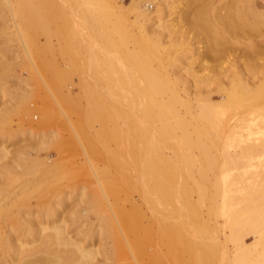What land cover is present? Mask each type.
Returning a JSON list of instances; mask_svg holds the SVG:
<instances>
[{"label":"rangeland","instance_id":"rangeland-1","mask_svg":"<svg viewBox=\"0 0 264 264\" xmlns=\"http://www.w3.org/2000/svg\"><path fill=\"white\" fill-rule=\"evenodd\" d=\"M57 1L58 0H53L52 3V0H39L38 1L39 3H36V6H38L39 8L40 4L42 5L43 3V6L45 8L43 6H40L41 8H39V10L42 9L43 11H39V13L37 14H40L41 12V14L43 13L44 15L31 14V12L28 13V11H26V13L24 12L25 14L24 13L22 14L24 15L22 17L23 20L20 16L19 17L17 15L12 16V14L8 10H6L5 8L6 6L4 7L3 6L4 4L0 3L1 4L0 6V112H2V114L4 113V115L0 118V147H3L4 150L6 151L4 157L0 158V164H1L0 180L2 178H4L5 180L7 175V178H11L13 176L14 180L17 181V182H13L14 181L13 180L11 181L13 182L12 184L10 183L9 185H6L5 183H7V181L5 180L4 183L2 179L3 181L2 184L3 185L5 184L7 188L5 187V185L3 186L0 183V185L4 187L3 188L0 186L1 189L2 188L3 190L5 189L4 193L3 191H1L0 193L8 194V191H11L10 193L20 191L19 192L20 196L17 198L19 200L28 199V202L30 201L29 204H31L32 206L30 208L33 211H34L33 207L36 206V211H35L36 213L34 212L35 215H37L38 213L37 211L41 212V210L46 211L50 209L49 210L50 214H48L47 216V218L48 217L50 218L47 219V222H50L51 220L53 221L55 219L54 217L59 215L58 218L61 217L62 220H64L65 222L66 225L65 230L70 238L72 239L82 238L81 240L85 241L83 244L84 247H86V245L88 244L87 242L91 241L94 246L93 247L95 252L94 259L92 261L85 262L84 264H264V256L261 257V254L264 251V229L261 227H257L256 228L257 231H256V229H253V227L249 226L250 223L249 225L248 223H246V225H242L243 223L241 222V219L243 215L241 216L239 215V212L241 211L238 212L236 211L242 209L249 210L250 208L247 209L248 207H251V209L255 207V204L249 203L251 200L255 198L254 194L252 195V197L251 195H248V199L252 198L250 199V201L245 200V198H247V195L243 193V197H242L241 194L240 198L238 200L236 199L237 201L232 200V203L237 202L236 203L237 205L234 206L233 204L234 206L233 207L229 201L232 199V197L230 198V196L235 192L233 193L226 192L229 198L227 195L222 194L220 192L218 194L215 193L214 196L216 195V197H214V199L216 198L218 200L216 201L215 199V203L214 200L210 201L213 202L214 204L209 202L210 193L209 192L207 193V191H205L206 194L204 192L203 193L200 192V195L202 193V197L199 195V193H198L199 196H197L196 192L198 191L193 193L195 191L193 189L190 190V192L188 191L187 194L180 191L178 192V194L180 195H176L177 192H173V194L175 193L174 194L175 198L172 196L173 195L172 193H171L172 195L170 194L169 196H172L171 204L175 202L176 205L175 204L174 205L176 208L172 204V206L169 205L167 209L166 208L167 205L166 207H164V204L159 202L164 196L160 192L162 194L161 195L159 193V189H157L158 184L161 183V179L159 178L160 174L156 175V177H152V179L151 178L149 179V177L147 178L140 177L138 173H136L140 166V163L136 162L135 164L134 163L131 164L129 163V161H127L126 155L128 153L126 154L125 152L131 150V148H129L131 146H129L126 140H123L124 142L123 146L125 147L126 150L124 149V147H122L121 137L125 139L124 137L127 134V132L124 131V126L122 123H120L121 134L122 131L124 132V134H122L121 136L120 131L118 132L119 135L118 143L121 145L119 146L117 142L115 144L113 140L109 139V137L112 135L111 134L112 130H110L112 129L110 124V122L112 121L110 120H112V118L115 117L114 115H112L109 112H106L107 110L104 111L106 114L104 115L103 126L106 127V129L104 127L105 139L108 140L107 142L105 140L106 143L105 142L99 143L96 140L92 141L91 143V141L86 142V140H84L82 136H84L83 132H85L86 130H87L86 133H88V135L92 134L93 136L90 137L94 138L93 130L97 129L98 122L94 120L93 118L94 115L92 112L89 111L90 113L87 114L81 109V107H79L80 105H83V103L86 102L85 99L83 98V93L87 90V88L89 89L91 88V86L92 88L96 86V81L99 79L98 76L100 78L102 77L103 81H105L103 85L105 84L109 85L107 86V89H106V85L104 86L105 87L104 89L108 91L112 86L110 81L108 83V79L110 78L109 80H111V82L114 84L115 82L114 80H117V78L123 76V74L125 73L123 72V69L125 71L126 67L122 65L123 63L117 64L119 62H113V63L111 62L110 65V62H108L111 61L110 57L113 54L110 53L112 48L109 46V42L111 40L112 41L114 40V38L112 37L114 35L111 34V27L110 29L108 28L109 26H111L110 23L112 22L109 21L108 23V20L114 19L113 17L109 19V17L105 18L103 16H99V17L93 16L94 18L91 19L90 17L92 16H83V15L78 16L80 14L76 10L81 2H79L78 0H69L71 2L70 5H72V7L68 4V8H64L65 6H67L65 0H59L61 3L59 1L58 3ZM72 1H74L75 4L76 2L79 4V5L76 4L77 5L75 6L76 10L74 7L75 4ZM129 1L130 0H121V2L125 5H127ZM62 3L65 4V6L63 5V8L58 7L61 6ZM182 3L183 2H181L180 0H166L162 5L163 8L160 11L161 13H158L160 17L157 16L159 17L160 20L159 22H165V20H168V18L169 19L172 18L171 20H173L174 19L173 17L177 16V14H179L181 9H183L182 7H186ZM48 4H52L50 5V8H48L49 6ZM56 6L59 9H57ZM69 7H71V9H69ZM147 7L149 11L154 10V4H149ZM57 10L59 11L57 12ZM69 10L71 11V14L73 13L72 14L73 16L75 15L78 16V17L76 16L75 19L79 17H84L82 18L84 22L81 23L82 21L80 20L81 21L80 22L79 19H77V22L75 23L76 20L74 19L75 21H73L72 23L73 16L70 14ZM125 16H128L129 20L133 18L131 12H127ZM88 19L92 20V22L91 21L89 22ZM13 20L15 23L17 22L18 24H20V22L23 23L22 25L26 26L27 28V35L25 38H23L24 41H27L29 44L26 48H24V46L21 44V41L19 40V35L17 34V31L14 27L15 23L13 22ZM85 20L87 22H85ZM78 21L80 22V24L78 23ZM74 23L77 26L79 25V28L75 29L76 26ZM72 24L74 28H72ZM83 24L85 25L83 26ZM99 24L105 29L107 27L108 31L107 30L105 31V29H102V27L100 28ZM63 25L65 27H63ZM89 25L90 26L93 25L91 26L93 30L88 29L89 31L88 30L86 31L85 27L91 28ZM103 25L106 27H104ZM155 25L156 24H154L153 27ZM82 26L84 27L83 28L84 30H82L81 28ZM70 27L71 29H69ZM58 29L62 30L61 35L58 34L57 32L59 31ZM70 30L73 32H71ZM79 30H81L82 32ZM96 31L98 32L102 31L105 34H109L106 37H108L109 39L110 37L112 38L110 40L108 38H105L104 39L105 44L103 43L104 49L111 48L110 50L107 49V51H109L108 54L110 53L111 55L108 56L107 53L105 55L109 58L103 55V53L105 54L106 52V51L102 52L104 49L102 51L100 49L98 50L100 46L97 45L96 43L95 44L97 46L95 45V48H97V50L95 49L94 51L93 49L94 44L93 46H90L92 41L97 43L99 42L100 37L98 36L99 34L98 32L96 33ZM261 32H264V25L262 27ZM82 33H84L83 34L84 36L82 35ZM95 34L98 35L95 36ZM260 34H261L260 38L264 37L263 35L264 33L263 34L260 33ZM92 35L94 36L93 39H92L93 37ZM82 36L85 37V39ZM126 36L127 37L124 40V43L125 42L126 43L124 45H128V44L131 45L130 43L131 39L130 37H128L129 35ZM115 37H116L115 40L119 41L125 37V34L123 32L121 36H115ZM78 38H81L84 41H81V39L78 40ZM88 39H90L91 41ZM95 39L98 41H95ZM86 40L87 42L90 41L89 42L90 44L87 45ZM106 45H108L107 48H105ZM192 46H196V44H192ZM85 47L86 48L89 47L90 50L92 48L94 52L93 51L87 52L88 49L86 50ZM111 52H113V50ZM259 53H261L262 57L259 55ZM190 54L193 57L192 56L190 57L189 56ZM190 54L189 51L184 53L181 62L178 63L180 65L177 68L178 73L183 71L188 72L191 69L190 67H196L197 65H200L201 61H198V59L193 65H191L190 63L188 64V60L194 58L195 55L192 52ZM95 56H97L98 59H96L97 57ZM258 56L261 58V60H258V64H261L262 66L260 65L258 66L257 64L256 71L261 72L262 69H264V64L260 62L262 61L264 63L263 61L264 48L262 49L260 48V51L258 52ZM239 63H237V65L241 67L243 63L241 62ZM224 64L225 62L222 63V65ZM118 65H121V68ZM225 65L227 68L229 64H225ZM237 65L236 68H238ZM230 66L231 65H229L228 67ZM242 67H245V64ZM114 70L116 73V75L115 74L114 75L115 76L119 75V77H116V79L115 76L113 75L114 72L112 73L111 76V72ZM205 70L206 69H201L202 72H204ZM228 70H231V68H228ZM120 72L121 73L123 72V74H121ZM83 81L87 82L86 83L87 86H84L85 82ZM256 82L255 85L258 86V82L257 83ZM210 85L212 86L211 87L208 86L207 88H211L213 91L216 92L217 90L214 89L217 87V84L211 83ZM81 87L83 88L81 89ZM190 88L194 90V87H190ZM258 94L259 93H257V97L255 98L256 99L255 107H257L255 109L257 110H255L256 112L254 113L256 115L258 113H261V110H259L258 107L259 108L260 106L264 107V102H263L264 98H261L260 97L261 95ZM213 99H217V97L216 98L214 97ZM28 107L30 108L29 110L30 114L27 116L25 113V108ZM218 109L222 110L221 108ZM238 110L241 116L243 117V119L244 118L247 119V117L249 118L251 116V114L248 113L249 110L245 106H243V103ZM243 110L245 111L246 114L242 113ZM229 112L231 113V111ZM229 112L228 114H230ZM42 114H44L45 119L42 123L38 124ZM109 114H111L114 117L110 116ZM255 114L254 116H256ZM261 117L262 115L260 114L256 116L255 126L258 128L264 127V119ZM118 120L121 119L118 118ZM30 129L31 132L28 131ZM258 130L259 129H257V131ZM38 131H40V133ZM136 145L139 146V143L135 144L134 146L137 147ZM231 146L222 145V147H226L228 150H231L232 152L238 149L234 145L232 147ZM218 147L216 150H213V152L218 150L220 151L221 144L220 147L219 148ZM175 148L172 149L169 148L167 150L169 153H171L173 150H175ZM179 148L177 147L175 152H180L182 150L181 149L182 147ZM261 149L262 148H260L259 151L257 150L255 154H253L254 156H248L247 159L245 157L244 159H246L247 161L241 160L240 163H238L239 162L238 161L235 165L233 164L235 162L233 163L231 162L229 164L224 163V165L222 164V162H217L216 163L217 166L215 165L217 169L215 170L214 167L213 169L214 172H211L210 170L207 171V169L205 170L204 168L203 169L204 173L202 172V175L201 174L199 175L198 174L199 172L197 170L200 168V166L204 167L203 162H201L202 156L201 154L198 155V153H201V151L200 150H199L200 152L196 151L198 150L196 149L193 150L194 156L192 155L193 156L192 160L194 162L193 161L191 162L190 160L183 164L181 162L179 163L180 160H178V162L176 160H175L176 162L170 161L169 163H167V165H170L171 162L172 164L177 163L176 165H172V166L170 165V167H174V168H170L166 164H165L166 166L163 164V166L161 167L162 168L165 167V169H169L170 172L172 169L173 170L176 169L174 170L176 173H174V171L172 170V175H171L170 173H167L168 170L165 171V169H162L163 170L162 172H165V174L164 173L163 174L166 177L171 176L170 179L167 178L168 179L167 183L169 182L170 184L171 182V184H173V185L170 184L171 186H174L172 187V191L175 190V186L178 184L179 186L181 185L185 187H189L190 185L192 186V184L195 183V182L193 183V181L195 180L198 183L200 182V184L201 182L202 183L206 182L205 184L207 185V181L200 180L202 176L203 177L205 176L207 179H209L213 175L214 176L217 175L220 181V185L224 186V184H222L221 182L223 181L224 177L226 181L224 180L223 183L229 181L231 182L232 179H234L236 175L239 174V172L241 173L239 175L242 176V174L245 173L244 176H247L244 178L246 184L243 183L244 185H242V187L245 188V186L250 184L249 183L250 181L251 182L253 181L255 185L258 184L264 187V147L262 150ZM119 152L121 153V155H119L120 154ZM122 152H124L125 154L123 153L124 154L123 155ZM196 155L198 156L196 157ZM122 156H126V157H122ZM8 165L9 167H7ZM44 166H47V168L45 169ZM132 167L135 170L132 169ZM124 168L128 169V171L125 170ZM179 168L180 170L178 171ZM183 169L184 170L186 169L187 171L185 170L186 171L185 172ZM243 170H245L244 173ZM187 172H189L190 174L188 175V177L186 176V174H188ZM173 173L178 175H176L175 177ZM233 176L235 177L232 178ZM33 177L41 178L44 180V182H41V184L39 185L35 184L34 186L30 185V187L27 186L24 187L21 181L23 179L33 178ZM139 177L141 178L142 181L139 180L140 179ZM197 177L199 178L196 179ZM15 178H17V180ZM193 178L195 179L193 180ZM147 179L149 180V182L150 180L153 181L154 179L153 181L154 187H152V190H150L149 192H151L150 193L151 199L154 197L155 199L154 201L157 200L156 202H154L155 206L152 208L150 207L151 210L148 209L149 205L145 201V197H147L148 195L146 194L147 196H144V192L143 193L141 192L145 188L144 184L148 182L145 181ZM20 182L22 184H20ZM140 182L142 186H140L141 185ZM154 182H156L157 184ZM175 183L176 185H174ZM136 187L138 188L137 190ZM205 187H206L205 190H208L207 186ZM21 188L22 190H20ZM153 188L155 190H153ZM139 189L140 191H138ZM27 190L30 191L29 192L30 195L28 194ZM21 193L24 194L21 195ZM156 193L158 195H156ZM182 193H184L183 195H185L184 196L185 199L188 196L189 199H191L192 197V199L189 200L191 203L190 204L191 208L190 206L188 208L181 207V202L184 199ZM220 194H222V196H219ZM205 195H207L206 197H208L206 198V200H204ZM217 195L221 198H219ZM223 195L225 196L224 198H227V200L229 199V201L223 199ZM60 197H62L63 199H61ZM199 197L201 198L202 201L204 200L203 203L205 205L201 203L202 201L200 202L198 200ZM233 197H236V193ZM238 197L239 196L237 195L236 198ZM59 198L61 199V202L64 204H61V206L58 207V209L56 210L55 208L57 207L56 206L54 207V205L58 204V202L60 201ZM241 198H243L245 202ZM174 199L175 201L173 202ZM222 200H224L227 203H225L224 205V203L221 202ZM254 200L252 202H254ZM191 201L194 202L196 201L197 205L193 206L192 204L195 203L194 202L192 203ZM228 202L231 204V206ZM255 202L257 203V201ZM156 203L158 204L156 205ZM220 203L221 205H224L223 207H221L223 208L222 210L226 209L225 207L226 204L229 206V209L231 208L232 210L230 211L227 209L225 210V214H224L222 210L219 211L218 209L220 208L219 206H221L219 205ZM42 204L43 207L41 206ZM207 204L209 207L210 205H213V207L211 206L212 210L216 209L217 207L218 210L217 209L216 210L219 212H217V214L214 212L212 214H209V212L207 211L209 208L206 209L208 207ZM28 205L27 207L30 206ZM37 207L39 209L41 208V210H39ZM170 207L171 209L173 208L172 209L173 213H175L173 214V216L176 215L175 218L172 217L174 219L173 221L175 223V226L177 227V225H179L178 226L179 231L175 229L176 228L175 226H173L174 227L173 229H175L176 232L178 233L175 236L170 235L167 231L166 234L168 233V235H165V232H162L164 228L167 227L169 228V226L167 225L170 222V215L167 216V214H170L171 212ZM177 207L179 213H176L178 212ZM193 207H194L193 210L196 212L192 210ZM174 210H176V212ZM76 211L77 213H79L80 216L79 215L75 216ZM232 211H234V214ZM229 213L234 215L235 217L232 215L231 217H229L230 216ZM243 213L244 211H242L240 214ZM226 214L229 215L227 216ZM49 215H53V217ZM161 216H165V217H163L162 219ZM226 216L229 218H226ZM237 217H238L237 220H240L241 223L239 222V224H237L236 226L232 225L230 227L231 224H229V221ZM184 218L186 219V221H184L185 220ZM187 218L189 219V222L190 220L193 221L189 223L187 221L188 220ZM207 220L209 223H207ZM226 220L229 226L226 225L225 223ZM130 221L131 222L134 221L133 223H136V225L131 223ZM214 221L217 222L215 223ZM201 222L203 225L200 224ZM186 223L188 224L186 225ZM128 224L130 226H128ZM162 224L164 227L162 226ZM198 224L200 225V227H198L199 226ZM123 225L127 226L126 229H123L122 227ZM119 226L121 230L119 229ZM234 226L235 227L238 226V231L240 228L239 233H237L236 231L237 228L235 229ZM239 226H241L242 228ZM144 227L146 229H144ZM233 227L235 229L234 231H236L235 233L238 234V237H236L237 239L236 238L234 239V237H232L233 239L230 238L231 236L230 233H234L232 229ZM129 229H131V231ZM242 229L243 231H241ZM202 232L203 233L205 232L207 236H205V233L203 234ZM258 232L260 234H258ZM124 234L126 235V238L124 237L125 236ZM89 236H91L90 239H88ZM40 241L41 239H37V240L34 239V241L32 242L33 244L32 243L31 244L33 246L34 244L40 245ZM58 250L63 251V249H59L57 243L49 244L48 247L49 253L55 254L56 251ZM48 256H52V255H48ZM206 256L207 257L212 256L210 262L209 260H207ZM48 258H50L49 261L52 259L51 257ZM68 260H70V262L66 261V263L72 264L71 259ZM37 261H34L31 264L48 263V259L42 262L39 260L38 263Z\"/></svg>","mask_w":264,"mask_h":264},{"label":"bare ground","instance_id":"bare-ground-1","mask_svg":"<svg viewBox=\"0 0 264 264\" xmlns=\"http://www.w3.org/2000/svg\"><path fill=\"white\" fill-rule=\"evenodd\" d=\"M38 1L39 0H1L0 3L4 4L3 5L4 7L6 6L5 7L6 10H8L12 14V16L17 15L18 17L20 16L22 18L24 16L22 14L24 12L26 13V11H28V13L31 12V14H37L39 13V11H43L42 9L39 10V8H41L40 6H43V3L42 5L40 4L39 8L38 6H36V3H39ZM67 1L65 0V2L67 3V6H65L63 2L62 5L58 7L63 8V5H64L65 6L64 8H68V4L70 5L71 2L69 0ZM78 1L81 2L80 3L81 6L76 2V4L79 5L77 7V10L75 7L77 5L75 4L74 1H72L75 4L74 5L75 10L80 14L78 16H81V15L92 16L90 17L91 19L94 18L95 16L97 17L103 16L105 18L109 17V19L111 17L114 18L112 20H108V23L109 21L112 22L110 23L111 26H109L108 28L110 29L111 27V34L114 35L112 36L114 40L113 41L111 40L109 42V46L113 50V52H111L112 51L111 50L110 53H113V54L112 55L110 53L108 54L109 51H107V49L108 50L111 49V48H107L108 45H106L105 47L107 49L103 48L104 39L108 38L106 36L109 34H105L102 31L101 32L96 31V33L98 32L99 34L97 35L100 37L99 42H98L99 44L97 42L92 41L90 46H93L94 44L93 49L95 51V49L97 50V48H95V45L97 44L100 46L98 50L100 49L102 51L104 49L102 52L106 51L105 54L103 53L104 56L106 55V53L108 54V56L111 55L110 57L111 61H108L110 62V65H111V62L112 63L119 62L117 64L123 63L122 65L126 67L125 71L123 69V72H125L124 74L123 72L122 73L120 72L121 74H123V76H120V77L119 75L115 76L116 75L115 70L111 72V76H112V73L114 72L113 75L115 74L114 75L115 79L116 77H119V78H117V80H114L115 81L114 84L111 82V80H109L110 78L108 79V83L110 81V83L112 84L111 88L108 91L106 89H107V86L109 85L105 84L106 89H104L105 85H103V83L105 81H103V78L102 77L100 78L99 76H98L99 79L96 81V86H94L93 88L91 86V88L89 89L86 87L87 90L86 89L85 90L87 92L85 91L83 93V98L85 99L86 102L83 103V105H80L79 107H81V109L87 114L90 112L93 113L94 115L93 118L94 120L98 122V127L97 129L94 128L95 130H93L94 138L90 137V136H93L92 134L88 135V133H86L87 130L86 131L84 130L85 131L83 132L84 136H82L84 140H86V142L91 141V143L94 140H96L99 143H104L105 140L106 142L108 141L107 139H105L106 127L103 126L104 125L103 119H104V115L106 114L104 111L107 110L106 112H109L115 116L114 117L111 114H109L110 116L114 117L112 118V120H110L112 121L110 122L111 128H112L110 130H112L111 131L112 135L109 137V139L113 140L115 144L116 142L118 143L119 141L118 132L120 131V134H121L120 123L123 124L124 131L127 132L126 136L124 137L125 139L121 137L122 139L121 143H122V147H124L123 140H126L129 146H131L129 147L127 145L129 148H131V150L127 149L129 151V152L128 151L125 152L126 154L128 153L126 155L127 157L126 156H122V157H126L127 161H129V163L131 164L132 163L135 164L136 162L140 163V166L136 172L138 173L140 177H143V178L149 177V179L150 178L152 179V177H156V175L160 174L159 178L161 179V183L158 184L157 189H159V193L161 192L164 195L161 201H159L162 204H164V207H166L167 205L166 208L168 209V206L169 205L172 206V204L175 207L176 205L174 202L175 199L173 200L174 203L171 204L172 196L175 198L174 196L175 193L173 194V192H177L176 195H180L178 194V192L180 191L187 194L188 191L190 192V190L192 189L195 190L194 192L192 191L193 193L198 191L196 192L197 196L200 195V192L202 193L204 192L205 194H206L205 191H207V193L209 192L210 193L209 202L214 200V203L216 199V198L214 199V197H216V195L214 196L215 193L218 194L220 192L222 194L227 195L226 192L228 193L235 192L236 197L237 195L239 197L238 198L233 197L235 193L232 195L229 194L231 195L230 198L232 197L230 201L229 199L227 200V198H224L225 196L223 195V199L229 201L232 204V206L233 204L234 206L237 205L236 204L237 202L232 203V200L234 201L236 199L238 200L241 194H242V197H243V193L247 195V198H245V200H249V201L252 198L248 199V195H251L252 197V195L254 194L255 200L254 199L253 200L254 202L257 201V203L252 202L253 200H251L249 203L255 204V207H253L252 209L251 207H248V208L246 207L247 209L250 208L249 210L251 211L244 210L242 208H241L242 210H236V211L237 212L244 211L243 214H240L241 212H239L240 216L243 215L241 219V222L243 223L242 225H246V223H248L249 225L250 223L249 226L253 227V229H256L257 227H261L264 229V187L258 184L255 185L254 182L252 181L254 184L253 185L250 179H249L250 181L249 183L252 185L248 184L247 186H245V188L242 187V185L246 184V181L244 179L245 177H247V176H244L245 170H243L244 174H242V176L239 175L241 174L240 172L239 174L237 173L238 175H236V177L233 176L232 178L234 177L235 178L232 179L231 182L229 181V182L223 183L225 180V177H224L223 181H221L222 184H224V186L220 185V181L217 175L215 176L213 175L209 179H207L205 176L204 177L202 176L200 180L207 181V185L205 184L206 182L205 183L203 182L204 184L201 182L200 184V182L198 183L196 180L193 181L195 179L193 178V180L191 181L195 183L192 184V186L190 185L191 187L190 186L185 187L181 185L179 186V184L176 185L175 183L174 184L176 185L175 190L173 189L174 191H172V187L174 186H171V185L173 184H171V182H170L171 185L169 184V182L167 183L168 181L167 178L170 179L171 176L166 177L164 175L165 172H162L163 171L162 169H165V167L164 168L161 167L163 166V164L167 165V163H169L170 161L178 162V160H180L179 163L181 162L183 164L190 160L192 162L193 161L192 159L194 156L193 150L198 149L196 151H199V150L201 151V153H198V155L201 154L202 156L201 162H203L204 167H201V166L200 168L197 167L199 168L197 169L199 173L198 172L197 173L199 175L200 174L202 175L204 168L205 170L207 169V171L210 170L211 172H214L213 169L217 162H222L223 165L224 163L229 164L231 162L232 163L235 162L233 163L235 165L238 161H239L238 163H240L241 160L247 161L246 159L248 156H254L253 154H255L257 150L259 151L260 148L263 149L264 147V127L258 128L255 125H256V116L258 114L262 115L261 118L264 119V107H261L260 105H258L261 108L260 109L258 107V109L261 110V113L257 112L258 114L256 115L254 112H256L255 110H257L255 109L257 108L255 107L256 106L255 98L257 97V93H259L258 95H261L260 96L261 98H264V69H262L261 72L256 71V65L258 64V60H261V58L258 56V52L260 51V48L261 49L264 48L263 47L264 37L260 38V35H261L260 33L262 34L264 33V32H261L262 27L264 25V0H180L181 2H183L182 4L185 5L186 7H182L183 9H181V11L179 12V14H177V16L173 17L174 18L173 20H171L172 18L170 19L168 18V20H165V22H159L160 16L158 13H161L160 11L163 8L162 5L164 4L166 0H130L127 5L123 4L121 0H78ZM57 2H56V5H57ZM52 3H53V0H52ZM149 4H154L153 11L148 10L147 6ZM48 5H49L48 8H50V5L52 4H48ZM70 6L72 7V5ZM58 7L57 9H59ZM71 7H69V9H71ZM58 11L59 10H57V12ZM127 12L132 13L133 18L131 20H129L128 16H125ZM70 14H71V11H70ZM37 15H44V14L43 13L41 14L40 12V14H37ZM76 16L77 15L73 16L74 18L72 17V23L75 20H76L75 21L76 23L77 19H79V21L81 20L82 21V22L80 21L81 23L84 22V20L82 19L84 17H79L75 19ZM18 17H15V18H18ZM86 20L85 22H87ZM79 21L78 23L80 24ZM90 21L92 22V20H89V22ZM22 24L23 23L21 22L20 24L16 22L14 24V27L17 31V34L19 35V40L21 41V44L24 46V48H26L29 44L27 41H24L23 38H25L27 35V28L26 26ZM85 24H83V26ZM154 24L156 25L153 27ZM75 26H76L75 29L79 28V25L77 26L75 24ZM83 26L81 27L82 30H84ZM63 27L65 26L63 25ZM101 27L102 26L100 25V28ZM72 28H74L73 24H72ZM69 29H71V27ZM85 29L87 31L88 29L89 30L92 29V27L91 28L85 27ZM102 29H105V28L102 27ZM58 30H59L57 31L58 34L61 35L62 30L61 29H58ZM106 30L108 31L107 27L105 31ZM123 32L125 34V37L119 41L115 40L116 38L115 36H121ZM83 34L84 33H82V35ZM97 35L95 34V36ZM126 35H129L128 37H130L131 39L130 40L131 45L129 44L124 45L126 43V42L124 43V40L127 37ZM83 38L85 39V37ZM93 38L94 36L92 37V39ZM79 39L81 38H78V40ZM110 39L112 38L110 37ZM81 41H84V40L81 39ZM95 41H98V40L95 39ZM89 42H87V45L90 44ZM192 44H196V46H192ZM87 49H88L87 52L93 51L92 48L91 50L89 47L86 48V50ZM187 51H189V54L191 52L195 54L194 58H191L190 60H188V64L190 63L191 65H193L197 59L198 61H201V63L199 62L200 65H197L196 67H190L191 69L188 72L183 71V72L178 73L177 68L178 66H180L178 63L181 62V59L184 53ZM259 55L262 57L261 53H259ZM189 56L191 57L192 55L190 54ZM96 59H98V57ZM223 62H225V64L231 65L233 68L231 66L228 67L229 65L226 68L225 64L222 65ZM239 62L243 63L242 66H244L245 64V67H242V66L239 67L237 65V63ZM260 62L264 64L262 61ZM217 64L220 66H218ZM236 65L238 68H236ZM259 65L262 66L261 64H258V66ZM118 66L121 68V65H118ZM228 68H231V70H228ZM201 69H206V70L202 72ZM256 81L258 82V86L255 85ZM83 82H85L84 86H87L86 84L87 82L86 81H83ZM211 83L217 84V87H216L217 89L216 88L214 89V90H217L216 92L213 91L211 88H207L208 86L210 87L212 86L210 85ZM190 87H194V90L191 89ZM82 88L83 87H81V89ZM214 97L215 98L217 97V99H213ZM242 103H243V106H245L249 110L248 113L251 114V116L249 118L247 117V119L245 118L243 119V117L241 116L238 110L239 107L242 106ZM218 108H221L222 110ZM29 110H30L29 107L25 108V113L27 116L30 114ZM229 111H231V113ZM228 112L230 114H228ZM242 113H245V111L243 110ZM254 114L256 116H254ZM3 115L4 113L2 114V112H0V118ZM44 117H45L44 114H42L41 118L39 119L38 124L44 121L45 119ZM118 118H120L121 120H118ZM255 128L259 130L257 131V129ZM28 131L31 132V129ZM40 131L38 132L40 133ZM122 134H124L123 131H122ZM138 143H139V146L136 145L137 147H135L134 145ZM220 144H221L220 151L218 150V151L213 152V150H216L218 146L220 147ZM120 145L121 144H119V146ZM222 145H225V146L234 145L238 149L232 152L231 150H228L226 147H222ZM175 147L176 148L182 147L181 148L182 150L180 152H175L176 150ZM169 148L171 149L175 148V150L173 151L171 150L172 152L170 151L171 153H169L167 150ZM123 153L124 152H122V154ZM5 154H6V151L4 150V148L0 147V158L1 157L3 158ZM119 155H121V153ZM198 155H196V157ZM113 157H116V156H113ZM245 157L246 159H244ZM176 164L177 163L172 164L171 162L170 165L172 166ZM170 165H167V166L170 167ZM7 167H9V165ZM185 167H186V164H185ZM44 168L46 169L47 166H44ZM170 168H174V167H170ZM132 169L134 168L132 167ZM216 169L217 167H215V170ZM125 170L128 171V169H125ZM172 170L170 172L169 169H165V171H167V173H170L171 175H172ZM179 170L180 168L178 169V171ZM174 173L176 172L174 171ZM174 173L173 175H175L176 177V175L178 174H174ZM187 173L188 174H186V176L188 177V175L190 174L189 172ZM199 177H197L196 179H198ZM2 179L4 183H5V180L7 181L8 184L5 183L6 185H9L10 183L12 184L13 182H17L14 180L13 176L11 178H7V175H6V179L5 180L4 178ZM2 179L0 180L1 184L3 183ZM15 179L17 180V178ZM139 180H141V178ZM145 181H148V182L144 184L145 188L143 190L141 189L142 190L141 192L142 193L144 192V196L148 195L147 197H145V201L149 205L148 209H150V207L152 208L155 206L154 202L157 201V200L154 201L155 200L154 197L151 199V196H150L151 192H149L150 190H152V187H154L153 186L154 179L153 181L150 180V182L148 179ZM21 182L23 183L24 187L25 186L30 187V185H33V186L35 184L39 185L41 184V182H44V180L41 178L33 177V178L23 179ZM21 182L20 184H22ZM202 185L207 186L208 190H205L206 187ZM140 186H142V184ZM1 187H0V192L3 191L4 193L5 192L4 191L5 189L3 190L4 187L2 189ZM137 189L138 188L136 187V190ZM20 190H22V188ZM134 190H135V187H134ZM153 190L155 189L153 188ZM138 191H140V189ZM10 192L11 191H8V194L0 193V264H31L34 261H37V259H38L37 263L39 262V260L42 262L48 259L47 264H62V263L67 264L66 261L70 262V260L68 259H71L72 264H84L85 262H89L94 259L95 252H94V248H93L94 246L92 242L91 241L87 242L88 244L86 245V247H84L83 244L85 241L81 240L82 238H78V239L70 238L67 235L66 230H65V226H66L65 222L64 220H62L61 217L58 218L59 215L56 216L57 218L54 217L55 219L53 221L52 220L50 221L49 219L50 222H47V219L50 218V217L47 218L48 214H50L49 213L50 209L46 211H42L41 208L40 209L38 208L39 207L38 206L37 208L41 210V212L37 211L38 213L37 215H35L36 206H34L35 208L33 207L34 209L33 211L30 208L32 206L31 204H29L30 201L28 202V199L19 200L17 198L20 196L19 195L20 191L13 192V193H10ZM29 192L30 191H28V194ZM184 193H182V195ZM202 193L200 195L201 197H202ZM23 194L21 193V195ZM170 194L172 196H169ZM222 194H220L219 196H222ZM156 195L158 194L156 193ZM207 195L204 196L205 198L203 197L204 200L208 198L206 197ZM184 196L185 195H183V198ZM188 197H186V199L184 198L183 201L181 200L182 201L181 207L188 208L190 206L191 203L189 200H191L192 197L191 199H189ZM60 198L63 199L62 197ZM61 199L58 202V204L56 203L57 205H54V207L55 206L57 207L55 208L56 210L58 209V207L61 206V204H64L61 202ZM241 199L244 200L243 198ZM198 200L200 202L202 201L200 197L198 198ZM217 200L218 199H216V201ZM203 201L201 203H203ZM223 201L224 200H222L221 202L224 203L225 205V203L227 202L225 201L223 202ZM191 202L193 203L194 201H191ZM194 203L195 204H192L193 206L197 205L196 201ZM210 203L214 204L213 202H210ZM43 204L41 205L42 207H43ZM157 204L158 203H156V205ZM27 205L29 207H27ZM219 205H221V203ZM224 205L219 206L220 207L218 208L219 211L223 209L221 207H223ZM211 206L213 207V205H210V207L208 206L206 208V209L209 208L207 210L209 214H212L213 212L217 214V212H219L217 211L218 210L217 207H216L217 210L213 208L216 211L215 212L214 210L211 209L212 208ZM225 207L226 209L222 210L224 214H225V210L227 209L230 211L232 210L231 208L229 209V206L227 204ZM172 209L170 207L171 212L168 211L170 212V214L166 213L167 216L170 215V222L168 221L170 225L169 224L167 225L165 223L167 226H169V228L167 227V228H164L163 231L162 230L160 231L165 232V235H168L169 233L170 235L175 236L176 234H178L176 230H178L179 225H177V227L175 226L173 218H175L176 215L173 216V214L175 213H173ZM193 209L194 207L192 208V210ZM174 211L176 212V210ZM177 211H178V207H177ZM232 212L234 214V211ZM176 213H179V211ZM75 214H76L75 216L79 215L77 211L75 212ZM231 215L232 214H230L229 217H231ZM49 216L53 217V215H49ZM165 216H161L162 219ZM227 216L226 218H229ZM237 219L238 217L233 218L231 219V221H229V224H231L230 227L232 225L236 226L237 224H239L240 220H237ZM184 221H186V219ZM187 221L189 222V219ZM192 221L190 220L189 223H191ZM207 223H209L208 220H207ZM225 223L226 225H228L227 220L225 221ZM133 224L136 225V223H133ZM187 224L188 223H186V225ZM200 224H202V222ZM128 226L130 225L128 224ZM173 226L176 227L175 228L176 230L173 229L174 228ZM122 227L123 229H126L127 226L123 225ZM198 227H200V225ZM234 227L232 228L233 231L237 228L236 231L237 233H239L240 228L238 231V226L235 227V229ZM119 229H120V226H119ZM144 229L146 228L144 227ZM129 230L131 231V229ZM124 231H127V230H124ZM166 231L168 232L167 234H166ZM236 231H234V233H230L231 236L229 234L230 238L234 237L235 239L236 237H238V234L235 233ZM241 231H243V229ZM258 234L260 233L258 232ZM205 236H207L206 233H205ZM124 237L126 238V235ZM209 237H212V236H209ZM90 238L91 236L88 237V239ZM34 239L35 240L41 239L40 245L34 244L33 246L32 242L34 241ZM51 243H57V246H59V249H63V251L58 250L56 251L55 254L49 253L48 247H49V244ZM48 255H52V256H48ZM212 256H208V257L206 256L209 262L211 261ZM263 256H264V251L261 254V257ZM48 257H51L52 259L49 261L50 258Z\"/></svg>","mask_w":264,"mask_h":264}]
</instances>
